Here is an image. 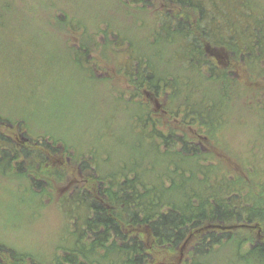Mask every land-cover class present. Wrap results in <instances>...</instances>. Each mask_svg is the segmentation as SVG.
I'll return each instance as SVG.
<instances>
[{
  "label": "trees",
  "instance_id": "16d2710c",
  "mask_svg": "<svg viewBox=\"0 0 264 264\" xmlns=\"http://www.w3.org/2000/svg\"><path fill=\"white\" fill-rule=\"evenodd\" d=\"M8 1L0 0V11L9 7ZM111 1L116 9L132 5L136 10L147 12L154 7V16L141 31L138 52L130 54L131 59L121 69L138 97L146 96L147 90L153 94L150 104L144 97L137 100L146 106L143 117L137 119L143 129L149 128V135L154 136L151 144L174 151L178 160L168 177L169 183L162 178L153 186L146 182L137 184L134 173H130L129 177L134 178L119 179L111 184V195L103 197V202L99 203L90 192L98 180L100 182L99 167L87 156L80 157V167L88 177L81 181V192L75 190L76 196L81 195L76 205L87 206L82 216L73 215L76 198H66L69 208L66 215H73L77 226L76 244L65 247L67 255L63 260L46 263L31 258L28 261L31 264H100V257L111 256L116 264H151L158 260L157 248H169L168 256L174 258L183 246L195 241L193 237H200L199 244L192 247L205 256L211 253L206 249H213L216 244H232L239 255L244 244L250 243L242 257L254 256L255 264H264V165L260 167L250 160L245 161L246 164L241 161L223 166L205 151L216 145L213 143L220 140L219 134L226 136L230 131L223 133L220 128L237 125L235 113L264 116V0H168L167 6H153V0ZM50 6L51 16L61 12V18L68 17L65 7L53 3ZM120 10L118 14L125 12L124 7ZM67 24L72 32L77 30L74 17L69 16ZM106 26L104 32L107 33L111 26ZM126 30L124 26L118 29L120 40ZM72 48L77 53L75 63L82 64L89 48L85 43H77ZM156 95L168 97L169 109L165 103L156 101ZM133 101L135 103L136 99ZM158 116L163 123L160 127L156 125ZM3 120L0 117L1 126L10 125ZM4 136L0 133L1 153L3 159L10 160L13 156L9 153L15 150L17 141ZM194 139L203 144V149L201 144H194ZM35 140L38 143V139ZM134 141L138 146L143 144L141 140ZM219 142L224 146H219L224 150L223 163L226 159L236 161L237 156L224 138ZM35 148L38 147L23 149L22 153L40 166L50 159L55 162L54 154L58 150L47 149L44 151L47 154H42L40 148ZM179 148L181 151L177 150ZM238 157L242 160V156ZM182 175L186 180L175 178ZM212 175L218 180L210 181ZM227 176L233 180L226 179ZM183 181L194 186L189 190L187 182ZM252 183L259 184V189H251ZM173 191H177L175 196L180 202L169 201V193L172 195ZM252 192L263 199L261 204L256 205L254 197L247 195ZM233 221L255 226L249 231L230 233L226 229ZM8 250L0 245V255L7 258L8 264H25L27 255L32 257L23 251L10 253Z\"/></svg>",
  "mask_w": 264,
  "mask_h": 264
},
{
  "label": "rangeland",
  "instance_id": "374dc122",
  "mask_svg": "<svg viewBox=\"0 0 264 264\" xmlns=\"http://www.w3.org/2000/svg\"><path fill=\"white\" fill-rule=\"evenodd\" d=\"M168 2L153 0L152 4L167 6ZM8 3L9 7L0 11V117L10 125H0V133L16 140L17 144L9 153L13 156L10 160L3 159L0 147V245L8 247L10 253L19 250L30 254L32 257L27 255L25 264H31L28 261L31 258L46 263L60 261L66 258L65 247L76 244L77 226L73 223V215L82 216V210L87 207L81 203L76 205L81 195L76 196L75 192H81V181L88 179L87 172L80 167V157L87 156L99 167L100 182L98 180L95 190L90 191L99 203L103 202V197L111 195V184L119 179L134 178L129 177L130 173H134L137 184L146 182L153 186L162 178L169 183L168 177L174 172V162L178 160L174 151L151 144L154 136H150L149 128L144 130L137 119L143 117L146 110L145 104L137 100L145 98L150 104L151 90H147L149 93L144 98L138 97L140 95L132 91L121 69L130 56L138 52L141 31L154 16V7L147 12L136 10L132 5L116 9L111 0H10ZM52 3L65 7L68 17L61 18V12L51 16ZM121 7L125 12L118 14ZM69 16L77 20L74 32L67 24ZM60 19L63 20L59 22ZM106 21L111 26L107 33L104 32ZM121 26L127 30L120 40L118 29ZM77 43H85L89 48L82 64L75 63L77 53L72 47ZM67 53L71 56L69 59ZM156 98L159 104H166L168 100L162 95ZM166 109H169L167 104ZM158 117L156 125L160 127L163 123L161 116ZM234 119L236 126L220 128L223 133L230 131L226 136L219 134L220 140L213 143L218 147L212 145L205 151L223 166L241 161L246 164L245 161L251 160L261 167L264 165V116L235 113ZM221 138L235 153L237 162L226 159L223 163L224 150L219 147ZM135 139L144 145L138 146ZM193 142L201 144L203 149L200 141L194 139ZM34 146L40 148L42 154H47L44 152L47 149L58 150L54 154L55 162L50 159L42 166L33 163L22 150H33ZM175 178L185 179L183 175ZM210 178V181L218 180L216 175ZM226 179L233 180L231 176ZM187 184L189 190L194 186L191 182ZM251 189L258 190L259 184L252 183ZM177 191L169 193V201L180 202L175 196ZM252 193L247 195L254 197L256 205L261 204L264 197L258 198L257 192ZM69 196L76 198L74 214L68 212L71 217L66 215ZM248 196L243 197L248 199ZM68 218L70 221L66 222ZM254 226L233 221L228 223L226 230L230 233L249 231ZM193 238L195 241L183 246L174 258L168 256L169 248H157L160 252L157 262L151 263L150 257L149 263L255 264L254 256L242 257L250 243L244 244L239 255L232 244H216L213 249H206L211 253L205 256L193 250L200 237ZM100 258V264H116L111 256ZM6 259L1 254L0 264H8Z\"/></svg>",
  "mask_w": 264,
  "mask_h": 264
}]
</instances>
